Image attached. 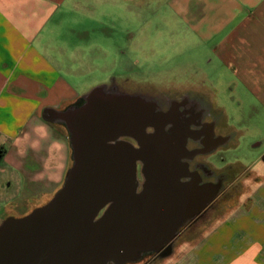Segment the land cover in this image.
I'll use <instances>...</instances> for the list:
<instances>
[{"label":"crops","instance_id":"obj_1","mask_svg":"<svg viewBox=\"0 0 264 264\" xmlns=\"http://www.w3.org/2000/svg\"><path fill=\"white\" fill-rule=\"evenodd\" d=\"M128 18L134 21L129 27ZM162 44L192 73L208 82L213 74L231 84L230 92L245 94L264 120V0H0V147L6 148L0 217H14L24 205L42 207L62 188L72 149L53 115L94 89L84 84L116 62L110 48L121 60L122 47H133L135 64L149 58L154 65ZM219 136L225 142L205 155L234 139L233 133ZM241 172L251 188L232 205L231 217L198 240L184 228L171 242L174 249L151 264H264V168ZM214 173L223 180L205 183L218 187L208 212L219 211L229 195L226 174Z\"/></svg>","mask_w":264,"mask_h":264},{"label":"water","instance_id":"obj_2","mask_svg":"<svg viewBox=\"0 0 264 264\" xmlns=\"http://www.w3.org/2000/svg\"><path fill=\"white\" fill-rule=\"evenodd\" d=\"M78 103L53 115L72 149L64 184L44 206L1 222L0 264L134 262L167 247L217 195L215 185L182 182L189 131L167 129L173 112L104 86Z\"/></svg>","mask_w":264,"mask_h":264},{"label":"rangeland","instance_id":"obj_3","mask_svg":"<svg viewBox=\"0 0 264 264\" xmlns=\"http://www.w3.org/2000/svg\"><path fill=\"white\" fill-rule=\"evenodd\" d=\"M125 21L128 23V27L134 22L133 18H128ZM145 32L146 30L142 31V33L146 34ZM162 37L161 41L165 43V36ZM124 38L127 39L128 36H124ZM125 41L129 40L127 39ZM122 49L125 50L122 52L123 59L121 58L120 60L118 59L119 52H116L113 47L110 48V54L118 55L116 62H111L110 66L104 68L103 71H101V68L96 69L89 83L84 84L85 89H89L90 91L92 88L98 86H109L113 81L124 82L126 79L136 80V78L139 80L140 77L141 80H143V87L153 82V85L157 86L159 89L167 90L171 95H180L184 92H189V90H196L199 92V96L203 98V106H212L210 112L213 117L218 119L215 133L223 136L231 133L234 134V139L228 148H221L209 156L205 155L198 158V161L205 164L212 171L216 173H225L226 178L224 187H228L229 189V195L224 197L225 200L222 202L223 205L220 207L219 211L208 212L203 221L191 226L185 231L189 236H193L190 240H198V238L204 236L216 222L229 219L232 215V205L239 203L241 201V194H244L251 188L250 185L247 184V176L245 174L242 175L241 171L245 168H254L256 171L258 169L260 172L263 170L264 165L261 160L264 155V142H262L264 139V120L259 119L258 116L253 113L249 105L251 100L248 97L246 98L245 94L230 92L229 88L231 84L226 83V81H219L217 78L213 77V74H211L209 78L207 77L210 80V82H208L204 80L205 77L203 79V74L200 77L192 73L189 68H185L182 64H179L178 61H175L171 52L167 54L165 44L161 45L158 60L151 58L153 62L155 61V68H163L158 73H154L152 70L154 68L148 67L143 68L142 73L136 74L134 65L131 64L135 57L133 47L129 48V46H123ZM167 57L171 61L163 65L161 62L167 59ZM188 71H190L191 74H189ZM145 80L149 82L146 83ZM244 97L246 101H240L242 104L238 106L239 100ZM144 99L155 103L157 102L156 104H160L161 102L165 104L168 103V100ZM220 107L222 108L219 109ZM207 120H209V118H207ZM231 166H234V168L232 169ZM139 177L141 180L142 176L140 174ZM31 211V209L29 210V208L24 205L20 210L16 211V216L14 217L20 218L26 216L31 213ZM3 216L4 214L0 217V224L4 220ZM181 243L182 242H177V245ZM179 248L180 246L177 249ZM175 251L178 252L176 249ZM159 256L161 255L154 256L152 254H145L141 259L127 264H151L152 260L159 258Z\"/></svg>","mask_w":264,"mask_h":264},{"label":"flooded vegetation","instance_id":"obj_4","mask_svg":"<svg viewBox=\"0 0 264 264\" xmlns=\"http://www.w3.org/2000/svg\"><path fill=\"white\" fill-rule=\"evenodd\" d=\"M131 64L134 65L136 74L142 73L143 68L148 67L154 68L152 69L154 73H158L160 71L155 68L153 63L151 61L149 62L148 59H144L142 64H135V61L133 60ZM145 82L147 83L149 81L145 80ZM153 84L154 83L151 82L150 84L148 83L146 87H143V80L139 77V80L136 78V80L126 79L124 82L113 81L109 86L105 85L104 87L106 90L111 92L126 94L134 97L168 100L167 104L164 102L157 104L160 111L166 113L173 112L172 114L174 119H172V122L167 126V129L173 130L176 128H182L189 131V136L186 140L188 155L184 157L183 161L188 165L190 174L183 178L182 182L192 183L199 181V185L201 186L204 183H216L217 181H222V176L215 174L213 171L209 170L205 164L198 161L199 157L205 156L206 153L214 150L217 147L218 142H225V140H222L220 136L215 133L218 119L213 117L210 112L212 106H203V98L202 96H199V93L184 92L180 95H171L167 90L159 89ZM207 118H209V120H207ZM152 131L153 130H148V132ZM228 137L230 138V136ZM125 140L137 146L135 140L131 138H125ZM140 182L142 183L143 180L141 179ZM207 214L208 209H203L193 215L191 219L185 221L184 225L174 235L173 239H176L183 234L184 232L182 231L184 228L188 229L191 226L203 221ZM172 247L173 243H170V245L162 249L159 253H153L152 255H165L171 251Z\"/></svg>","mask_w":264,"mask_h":264},{"label":"trees","instance_id":"obj_5","mask_svg":"<svg viewBox=\"0 0 264 264\" xmlns=\"http://www.w3.org/2000/svg\"><path fill=\"white\" fill-rule=\"evenodd\" d=\"M80 103H82V100L80 101ZM5 155H6V148L0 147V164H1Z\"/></svg>","mask_w":264,"mask_h":264}]
</instances>
